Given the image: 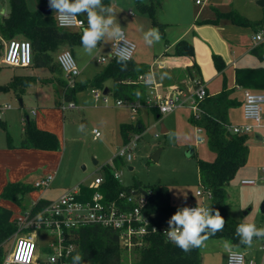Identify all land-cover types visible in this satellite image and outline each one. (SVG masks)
Listing matches in <instances>:
<instances>
[{"label":"rangeland","instance_id":"rangeland-1","mask_svg":"<svg viewBox=\"0 0 264 264\" xmlns=\"http://www.w3.org/2000/svg\"><path fill=\"white\" fill-rule=\"evenodd\" d=\"M126 1L129 3L124 9L126 18L117 20L120 26H125L123 30L128 38V31H140L144 36L149 29L157 28L154 27L150 14L138 7L137 0ZM148 1L151 3L150 0ZM203 1L201 6L208 11L213 10V7H218L222 11H237L253 21H259L263 17V7L258 0ZM26 3L31 10L39 7L37 0H26ZM155 3L156 18L165 26V33L174 23L186 24L193 20L191 19L192 14L200 7L196 4V0H160L159 3ZM130 9L133 10L134 15L128 13ZM9 10L10 1L0 0V17L7 14ZM82 15L88 24L86 13ZM140 15L145 17L142 18L145 22L142 21L140 27H135L132 25L133 20L138 19ZM223 21L224 28L221 33L231 40L232 51L242 57L239 65H264V58L259 59L256 55L249 53L250 46L256 44L253 37L261 28L235 24L229 20ZM127 26H130L129 30ZM193 33L194 30L191 35ZM7 41H2L0 35V43L2 42L5 47ZM109 42L108 38L102 40L91 55L78 51L77 48L71 51L79 71L82 70V73L76 77L78 81L91 78L106 66V63L100 62L99 59L102 56H110ZM58 52L59 50L53 53L55 59H57ZM234 71L233 66L226 68L218 82L233 87ZM14 75H30L39 79L30 83L27 91L21 96L24 107L20 105V97L12 90L0 93V118L6 122L5 128L0 126V148L26 150L20 146L24 128L22 118L26 112L31 119L36 121V117L31 114L32 110L38 113L40 128L55 132L60 142L59 150L33 149L32 153L33 150L9 159L6 171L9 178H13L7 180V184L16 181L15 178H21L17 180L33 185L43 173H55L49 188L45 190L35 188L22 199L21 204L12 200H4L0 196V203L13 210L14 218L30 210L33 203L45 191L47 193L43 195L44 197L54 199L80 182L87 186L93 185L95 177L103 173V166L112 161L118 147L123 144L120 123H135L138 119L145 123L146 128L139 133V138L133 148L134 158L114 169V172L119 174L122 183L126 186H134L138 180L144 188L148 184L166 185L170 189L172 202L177 206L202 202V198L196 195L200 188L197 158L213 160L215 154L208 145L206 133L191 121L194 109L190 105L180 106L172 112L161 114L160 118L150 106H143L139 113L132 117L129 101L118 105L113 91L107 94L109 103L105 104L102 99H96L92 94H87L86 90H82L73 99L77 106L70 107V101L63 98V86L57 80H51L54 73L50 67H21L2 63L0 85H7ZM61 76L67 79L64 73ZM108 86H112V81ZM213 86L212 84L210 92H214ZM233 95L243 100L244 90L235 88ZM6 105H10L11 108H5ZM262 117L261 125L258 126L252 121L244 120L240 105L230 110L231 126L250 124L252 130L249 132L248 139V160L227 185L228 211L241 223H255L257 228H264V213L261 212V204L264 201V106ZM81 124L85 126L83 131L78 130ZM162 124L168 129L166 133L161 132ZM95 128L101 132V137L98 139L93 137ZM257 134L261 136V139L256 137ZM8 142L12 146H9ZM159 149H161L160 156L156 161L152 159V155ZM244 179L254 180L256 183L254 185L242 184L241 181ZM38 237L39 255L41 260H45L49 255V242L55 238V235L41 230ZM225 240L227 239L209 238L204 242L201 249L206 264L212 252L210 246L218 245ZM13 243L14 236L5 242L6 254L11 251ZM263 243L264 238H254L251 247L231 246V250H244L247 256L257 264H264V250L259 247ZM139 256L140 253L136 247H132L130 251L124 250L122 251L123 264H136Z\"/></svg>","mask_w":264,"mask_h":264},{"label":"trees","instance_id":"trees-1","mask_svg":"<svg viewBox=\"0 0 264 264\" xmlns=\"http://www.w3.org/2000/svg\"><path fill=\"white\" fill-rule=\"evenodd\" d=\"M10 10L7 14L0 17V35L3 40L22 37L28 39L32 44L33 60L30 66L50 67L54 76L51 80H57L63 86V98L70 102L79 91L97 88L104 90L108 87L109 92L113 91L114 97L122 100L139 99L141 103L145 102L147 87L137 83L136 79L140 74H148V67L134 59L127 61V68L122 70L117 58L112 57L106 62V66L97 72L91 78L83 81L75 80L70 85L69 79L63 78V71L54 58L53 53L62 47H72L81 44V36L86 25L79 30L64 29L57 25L55 12L49 15L43 14L39 9L31 10L27 6L26 0H9ZM151 3L145 4L137 0L138 7L146 13H149L154 27L160 30L164 39H166L165 26L156 18L155 2L160 0H150ZM39 5H46L49 0H37ZM112 0H103L105 5L111 4ZM228 19L235 24L251 25L253 27L264 28V7L263 17L259 21H253L241 15L237 11H216V17L205 19L200 23L218 24L221 20ZM257 29V30H258ZM252 53L259 59L264 58V44L254 46ZM5 52V46L0 43V71L2 68V56ZM174 54L180 56H189L194 59L192 69L200 71L198 63L195 61L194 45L181 39L175 44ZM213 61L218 71L226 67L223 57L219 54H213ZM35 76L15 75L7 85H0V93L12 90L17 96L21 97L27 86L36 81ZM112 81V87L109 82ZM235 83L244 88L254 91H264V66L243 67L235 71ZM233 88L224 84L222 90L217 94H209L199 101V113H193L191 121L200 127L207 136V142L215 154L213 160L197 158V168L199 172V184L204 189L212 193L210 201L211 208L218 210L225 219V225L222 231H218L209 238H225L231 246L245 248L246 245L240 243V238L236 235L237 226L241 223L231 216L228 211L227 185L235 176L236 172L242 167L249 157V134L235 133L230 127L229 110L241 102L231 97ZM24 107L23 101L20 103ZM156 113L157 108L152 107ZM25 121L23 136L20 146L22 148H35L41 150H59L60 142L57 134L53 131L42 129L37 126L35 119L24 112ZM161 117L159 113L158 118ZM0 126L6 127V122L0 118ZM145 124L139 120L135 123H121L120 133L123 143L128 142L135 134L145 130ZM10 141V137H8ZM9 146H12L10 142ZM124 159L114 157L112 164L107 163L103 166L104 181L101 184V191L106 199H115L120 192L126 191L130 186L124 185L114 176V169L124 164ZM135 187L138 188L135 183ZM35 187L23 182H9L1 192V198L12 200L21 204L22 199L28 195ZM82 198L91 196L93 189L87 185L80 184ZM145 189L148 191L146 211L154 215V219L161 225H168L167 221L181 206L172 202L170 189L162 184H148ZM50 200L39 198L32 205V212L38 211L49 203ZM14 212L11 208L0 203V264L3 263L6 256L4 244L14 235L18 226L14 218ZM77 248L70 257L73 263V257L81 254L83 259L81 264H123L122 251L119 234L117 231L104 227L100 224H90L79 229L72 230ZM208 238V239H209ZM139 259L136 264H201L202 251L200 248H193L189 252H184L175 244L165 239L161 235H152L146 240L139 249Z\"/></svg>","mask_w":264,"mask_h":264},{"label":"built area","instance_id":"built-area-1","mask_svg":"<svg viewBox=\"0 0 264 264\" xmlns=\"http://www.w3.org/2000/svg\"><path fill=\"white\" fill-rule=\"evenodd\" d=\"M197 3H201V0H197ZM130 13H132L131 10ZM55 19L57 25L64 29H81L86 25L85 20L80 15L67 21H61L55 13ZM123 32L131 50V58L129 59L131 60L136 50V44L127 37L125 30ZM253 39L256 43L255 46L264 44V29L257 31ZM118 45L123 47L124 42L121 41L119 44L118 41H113L110 56H102L99 59L100 62L106 63L112 57L117 58ZM32 56L30 40L12 38L6 43L2 62L11 66L26 67L31 65ZM57 61L63 73L69 79L70 85H73L80 71L71 50H61L57 56ZM136 82L147 87L145 102L141 103L139 100L133 99H118L116 102L118 105H123L129 101L133 113H137L138 108L142 105L155 107L161 114L172 112L180 106L190 105L194 109V113L198 114L199 101L208 95L206 86L201 83H198L189 93L162 95L149 73L140 74ZM90 92L94 98L102 99L105 104L109 103V98L103 90L92 88ZM69 106L73 107L74 103L70 102ZM263 106L264 91L244 90L243 116L246 121H252L258 126L261 125ZM5 108H11V106L6 105ZM32 113L36 114V111L32 110ZM23 121H25V116ZM230 129L235 133L249 134L252 125H236L231 126ZM93 135L94 139H98L101 136L100 130L93 129ZM138 138L139 134H135L128 142L119 146L115 157L123 158L125 162L131 161L134 158L133 148ZM114 176L121 181L117 172H114ZM54 177V172L46 174L37 179L33 185L37 189L45 190L51 186ZM103 181L102 174L95 177L93 185L88 186L93 189L91 196L88 198L81 197L80 185H76L67 189L59 197L50 200L47 205L38 211L33 213L30 209L17 216L15 221L18 229L13 235L14 243L2 264H73L70 257L77 248V244L73 241L72 230L90 224H100L117 231L125 251H130L132 247L139 249L148 238L155 234L168 240L164 234L165 230L168 229V225L159 224L155 221L154 215L146 211L147 196L143 192L135 186H130L128 190L120 192L117 198L106 199L101 191ZM241 182L245 185L256 183L250 179H244ZM196 195L202 198L201 203L181 207H211L212 193L209 190L200 186ZM37 213H43L41 221H36ZM41 230L49 231L55 235V238L49 242V255L45 260H41L38 251L37 240L39 239L38 233ZM261 249L264 250V243L261 245ZM227 262L228 264H257L247 256L244 250L229 251Z\"/></svg>","mask_w":264,"mask_h":264},{"label":"crops","instance_id":"crops-1","mask_svg":"<svg viewBox=\"0 0 264 264\" xmlns=\"http://www.w3.org/2000/svg\"><path fill=\"white\" fill-rule=\"evenodd\" d=\"M139 1L142 3H145V4H148V2H149L148 0H139ZM203 3H204L203 0H201V3H197V0H196V4L200 5V7H198L196 12H194L192 14L191 19H193V20L187 22L186 24H181V23L172 24V26L167 30L166 39H164L162 37V40L160 42L154 43L151 46L145 42L144 36L142 35V33L140 31H133V32L128 31L129 39L132 40L136 44V50H135L133 59L137 62L145 64L148 67L149 74L153 77L155 85H156L158 91L162 95H171L174 93H189L190 91H192L197 86L198 83L205 85L207 92L209 94H217L222 90V88L225 84V83L222 84V83L218 82V80H219L220 76L225 73L226 68L233 66L235 68V71H236V69L243 68V67L264 66V65H258V66H245V65L241 66V65H239V61L241 60L242 57L236 55V53H234L232 51L231 40L229 38L225 37L221 33V30L224 28L222 25L223 20H221L218 24L200 23L199 22V21H202L205 19L215 18L216 17V11L219 10L218 7H213L214 8L213 10L208 11L205 9V7L201 6ZM111 4H113V7L115 9L116 19L123 18V17L126 18V13H125L124 9H125L126 5L129 4L128 1H126V0H112ZM262 7H264V6H262ZM130 10L132 11V13H130ZM130 10L128 11V13L130 15H134L135 13L133 12V10L132 9H130ZM220 11H222V10H220ZM80 16L85 20V18L82 14ZM141 16L142 15H140L138 17V19H134L133 20L134 24H132V25H134L135 27H140L142 21L145 22V19H142L145 17H141ZM226 20H228V19H225V21H223V22H226ZM85 23H86V27H87L88 24H87L86 20H85ZM170 25H171V23H170ZM121 27H122V29H125V28H123L125 26L122 25ZM129 27L130 26H127L128 30L130 29ZM72 30H79V29H72ZM193 30H194V33L191 35V32ZM256 31H257V29H256ZM20 39H22V38H20ZM181 39H185L194 45L195 61L198 63V65L200 67L199 72L196 71L195 69H192L193 63H194V59L192 57L180 56V55L174 54L175 44L178 41H180ZM113 41L114 40L110 39L109 44H110L111 48H112V42ZM101 43H102V41L99 44H101ZM253 47L254 46H250V49H249V53H251V54H253L251 51ZM74 48H77V50L81 51V52L84 51L82 44H80V45H75L73 48L72 47H62L59 50V52L63 49H70L71 51H74ZM213 54H219L223 57V59L226 63V67L222 71L217 70V68L214 64V61H213ZM26 67H29V66H26ZM235 71H234V76H233L234 77V86L233 87L227 86V87L233 88V91L235 90V88L238 90H245L244 88L238 86L235 83ZM81 73H82V70L80 71V74ZM164 73H167V75L164 76L163 75ZM21 76H24V75H21ZM162 76H163V78H161ZM37 79H39V78H37ZM212 84L214 85L213 86L214 92H210V87L212 86ZM26 91H27V88H26L25 92ZM86 93L91 94L90 89H87ZM231 97H234L238 101L241 102L240 106H241L242 116H243V100H244V98H243V100H240L239 98H237L233 95V92L231 94ZM20 99H22V98L20 97ZM133 100H139V99L137 98V99H133ZM73 103H74L73 107H76L77 106L76 102H73ZM143 106H148V105L140 106L137 110V113L132 112V117H135V115H137L139 113L140 108ZM151 109L153 110L152 107H151ZM230 110H229V119H230ZM157 111H158V109H157ZM159 113H156L157 117H158ZM31 114L34 117H36L37 126L41 127L40 126V118L38 117V113L36 112V114H33L31 111ZM243 118H244V116H243ZM22 120H23V118H22ZM139 120H141V119H138L137 121H139ZM122 123H126V122H122ZM230 123H231V121H230ZM167 131H168V129H167ZM93 137H94V135H93ZM33 149H35V148H26V150L25 149L24 150H22V149H11L10 150L6 147L0 148V193L3 190V187H5V185L7 184V180H10V178L11 179L13 178V177L9 178V176L7 175V171H6V166H7L6 164H8L9 159L12 157H16L19 154L23 155L26 152H30ZM37 150H39V149H37ZM32 152H34V150L31 151V153ZM109 163H112V161ZM45 174H47V173H43L42 175H40V177L44 176ZM40 177H38L37 179H39ZM15 179H16V181H18L17 179H21V178H15ZM16 181H14V182H16ZM80 184H83V183L80 182L76 185H80ZM45 193H47V191H45ZM45 193L43 195H45ZM43 195L41 194L39 196V198L52 200L51 197L50 198L44 197ZM194 203H197V202H194ZM225 243L229 244V246H230L229 249H225V247H224ZM210 247H212V252L210 253V258H209L208 264H228V262H227L228 253H229V251H231V248H232L231 244L228 240L222 241L218 245L210 246ZM259 247L261 249V245ZM201 251H202V249H201ZM201 264H206V259L203 257V254H202V263Z\"/></svg>","mask_w":264,"mask_h":264},{"label":"clouds","instance_id":"clouds-1","mask_svg":"<svg viewBox=\"0 0 264 264\" xmlns=\"http://www.w3.org/2000/svg\"><path fill=\"white\" fill-rule=\"evenodd\" d=\"M49 6L61 21H67L86 13L88 26L83 29L81 44L88 55H91L105 38L118 41L119 44L123 41L124 46L118 45L117 47V62L122 70L127 68L131 50L111 4L105 5L103 0H49ZM144 40L150 46L160 42L162 40L160 30L158 28L149 29L144 33ZM163 75L166 76L167 73ZM84 128L83 124L78 126L80 131ZM42 218L43 213H37L36 221H41ZM167 223L168 229L164 234L168 240L184 252H189L193 248L203 247L210 235L222 231L225 219L218 210L214 211L211 207L184 206L178 208ZM236 235L240 238L241 244L251 247L254 238H264V228H257L255 223L242 222L237 226ZM224 247L225 249L230 248L228 243H225ZM82 259L81 254H76L73 257V264H81Z\"/></svg>","mask_w":264,"mask_h":264},{"label":"water","instance_id":"water-1","mask_svg":"<svg viewBox=\"0 0 264 264\" xmlns=\"http://www.w3.org/2000/svg\"><path fill=\"white\" fill-rule=\"evenodd\" d=\"M258 3L261 5V6H264V0H258ZM38 9L45 15H49L53 12V9L50 8L49 6V3L46 4V5H39ZM104 94H108L109 93V89L108 87H106L104 90H103ZM20 103L22 102V99L19 100ZM161 132L165 133L167 132V128H165V126L162 125L161 127ZM256 137H258L259 139H261V136L259 135H256ZM160 151L161 149H159L158 151H156L153 155H152V159L154 160H158L159 159V156H160ZM95 163H97V160H95ZM130 169H132V167H130ZM136 184L138 186V189L143 192L147 197L149 196V193L148 191L142 186V184L140 183V181L136 180ZM261 212L264 213V201L262 202L261 204Z\"/></svg>","mask_w":264,"mask_h":264}]
</instances>
